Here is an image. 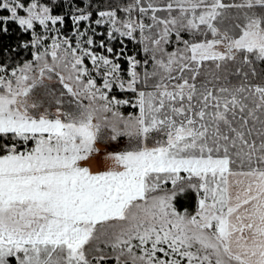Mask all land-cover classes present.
<instances>
[{"label":"snow or ice","instance_id":"snow-or-ice-1","mask_svg":"<svg viewBox=\"0 0 264 264\" xmlns=\"http://www.w3.org/2000/svg\"><path fill=\"white\" fill-rule=\"evenodd\" d=\"M0 264H264V0H0Z\"/></svg>","mask_w":264,"mask_h":264},{"label":"rangeland","instance_id":"rangeland-1","mask_svg":"<svg viewBox=\"0 0 264 264\" xmlns=\"http://www.w3.org/2000/svg\"><path fill=\"white\" fill-rule=\"evenodd\" d=\"M91 166H92V170H93V171H96L97 168H98V165H97V162H96V161H92V162H91Z\"/></svg>","mask_w":264,"mask_h":264},{"label":"trees","instance_id":"trees-1","mask_svg":"<svg viewBox=\"0 0 264 264\" xmlns=\"http://www.w3.org/2000/svg\"><path fill=\"white\" fill-rule=\"evenodd\" d=\"M185 203H187V202H185Z\"/></svg>","mask_w":264,"mask_h":264}]
</instances>
